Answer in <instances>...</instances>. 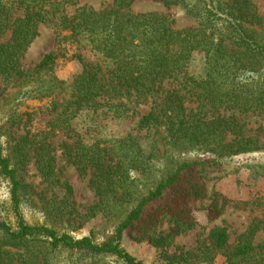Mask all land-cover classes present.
<instances>
[{
  "label": "trees",
  "instance_id": "obj_1",
  "mask_svg": "<svg viewBox=\"0 0 264 264\" xmlns=\"http://www.w3.org/2000/svg\"><path fill=\"white\" fill-rule=\"evenodd\" d=\"M132 1L117 0L102 10L84 5L68 13L67 0H0V39L9 33L0 41V76L27 85L23 96L69 91V99L54 103L57 116L37 142L23 137L13 150L5 152L0 137V180L8 183L15 216L13 222L0 215V264H57L50 254L61 248L111 255L122 264H145L122 246L123 233L141 222L146 206L178 185L182 173L194 166V162L182 161L142 194L132 172L149 171L153 158L160 157L156 145L168 141L181 148L199 145L212 152L255 147L235 113L204 121L201 109L209 113L224 106L264 114V41L247 25L264 28L258 0H160L183 4L200 24L183 29L174 28L164 14L132 12L128 8ZM42 24L56 28L59 36L70 32L63 38L78 44L73 57L81 69L69 85L51 71L58 55L53 51L34 67L23 66V57ZM85 50L90 56L83 53ZM152 97L151 109L132 129L144 130V135L131 130L86 138L87 132L99 131V117L118 118L133 100ZM192 101L196 105L189 107ZM56 130L76 138L75 143L66 144L65 154L80 173L90 171L100 210H109L112 204L132 205L117 225L115 236L106 243L96 242L92 234L75 238L46 224L29 223L22 214L24 178L20 169L30 150L37 149L40 172L46 179L55 178L48 138ZM227 132L232 135L229 141L224 140ZM64 184L71 191L66 181ZM183 192L194 198L204 195L203 187L197 184H190ZM181 203L178 200L168 212L158 209L146 222L152 227L145 224V230L134 236L160 248L171 263L213 264L215 257L222 255L228 264H264V243H255L259 224L240 234L232 248L227 228L217 226L209 242L203 241L192 250L179 247L180 253L173 256L167 254L176 235L195 225L194 220L179 219ZM213 210L215 207L210 208ZM167 217L174 225L166 233L157 232L156 227Z\"/></svg>",
  "mask_w": 264,
  "mask_h": 264
},
{
  "label": "rangeland",
  "instance_id": "obj_2",
  "mask_svg": "<svg viewBox=\"0 0 264 264\" xmlns=\"http://www.w3.org/2000/svg\"><path fill=\"white\" fill-rule=\"evenodd\" d=\"M67 1L69 3L66 5V10L68 13H73L77 7L84 5L95 10H102L116 3L117 0ZM257 6L264 14V0H258ZM128 8L135 13L164 14L171 19L174 28L177 29L200 25L198 20L191 16L180 3L166 4L160 0H133ZM247 25L252 27L258 37L264 41L262 26ZM69 34L70 32L63 31L59 36L53 26L40 25L39 34L23 57V66L34 67L47 53L53 51L58 55L51 71L58 80L69 85L81 69L78 61L73 57L78 52L77 42L72 38H63ZM8 37L9 33L0 41H5ZM83 53L87 57L90 56L89 51L85 50ZM33 85L34 83L31 87ZM26 87L27 85H22L19 81H5L0 76V137L5 152L13 150L16 142L23 137H29L30 141L37 142L42 133L49 132L52 120L57 116L58 111L54 108V103L69 99L68 90L62 93L56 91L49 96L31 93L23 96L21 92L24 93ZM154 99L152 97L147 100H133L129 104V109L125 111V116L114 119L99 117V131L87 132L86 138L90 140L92 136L101 138L113 132L120 134L131 131L136 121L149 112ZM188 105L193 107L196 103L192 101ZM201 111L204 121L217 115L228 117L231 113H235L242 124L245 136L253 139L255 147L236 152H212L199 145L181 148L168 141L156 145L160 157L153 158L149 171L141 173L139 170H134L132 172V176L138 183L136 189L142 194L182 161L194 162V166L182 173L178 185L167 189L161 199L146 206L141 222L135 224L133 229L124 231L122 246L145 264H199L171 263L162 255L160 248L146 239L138 240L134 236L145 230L146 222L152 219V214L158 209H161L162 213L168 212L178 200L182 201L180 213L177 212L179 219L194 220L195 225L176 235L174 244L166 250L167 254L173 256L180 253L179 247L192 250L203 241L209 242L210 233L217 226L227 228L229 245L232 248L240 234L259 224L255 243H264V114L258 111L224 109V106L215 108L209 113L206 109ZM82 118L86 119V117ZM132 132L140 136L145 133L144 130H132ZM231 138V133H225V141ZM48 140L51 142V154L55 160V178L46 179L42 175L38 168V151L30 150V143L27 145V150H30L29 157L24 167L20 169L24 178L21 202L24 218L32 224L42 223L55 227L60 232H68L75 238L92 234L96 242L106 243L115 236L117 225L132 205L112 204L109 210H100L97 207L98 196L90 184V171L86 174L80 173L77 165L69 161L65 154L66 144H73L76 141L74 135L63 130H56ZM65 181L71 187V191H67ZM190 184L202 186L204 195L198 198L185 195L183 191ZM212 207H215V210L210 211ZM0 215L7 220L15 221L10 206L9 186L3 179L0 180ZM168 217L156 227L157 232L170 231L174 224L168 221ZM146 227L150 228L152 224H146ZM50 256L57 264H122L114 256L92 254L84 249L61 248L52 252ZM213 264L228 263L224 256L217 255Z\"/></svg>",
  "mask_w": 264,
  "mask_h": 264
}]
</instances>
